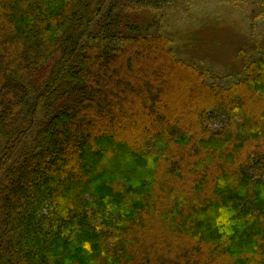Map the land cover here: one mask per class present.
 Instances as JSON below:
<instances>
[{"label":"trees","instance_id":"16d2710c","mask_svg":"<svg viewBox=\"0 0 264 264\" xmlns=\"http://www.w3.org/2000/svg\"><path fill=\"white\" fill-rule=\"evenodd\" d=\"M107 3L0 0V264H264V56L203 85Z\"/></svg>","mask_w":264,"mask_h":264},{"label":"rangeland","instance_id":"374dc122","mask_svg":"<svg viewBox=\"0 0 264 264\" xmlns=\"http://www.w3.org/2000/svg\"><path fill=\"white\" fill-rule=\"evenodd\" d=\"M140 4L141 0H108L103 15L112 17V13L135 9L137 14L129 21H140L141 27L147 22V34L164 35L172 58L195 69L203 85L214 84L229 91L248 77L250 63L264 56V0H164L156 9L140 8ZM136 62H141L146 70L151 65L149 58ZM174 79L164 89L177 87L181 95L185 87H179L181 81ZM178 109L175 103L169 112ZM178 116L188 119L183 113ZM223 119L222 114L214 112L211 122L219 126ZM254 172L249 170L251 175ZM261 179L264 182V176ZM44 186L36 188L38 193L42 194ZM149 240L151 246V235Z\"/></svg>","mask_w":264,"mask_h":264}]
</instances>
